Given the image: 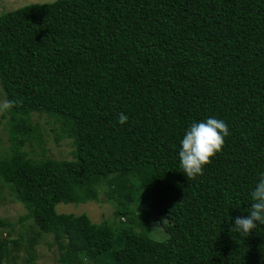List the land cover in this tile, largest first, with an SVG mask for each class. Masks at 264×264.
I'll return each mask as SVG.
<instances>
[{
    "label": "trees",
    "instance_id": "trees-1",
    "mask_svg": "<svg viewBox=\"0 0 264 264\" xmlns=\"http://www.w3.org/2000/svg\"><path fill=\"white\" fill-rule=\"evenodd\" d=\"M0 85V189L25 210L0 264L46 237L58 264H264V225L231 231L264 173V0L28 4L0 16ZM210 117L229 135L188 180L181 140ZM99 202L111 221L56 211Z\"/></svg>",
    "mask_w": 264,
    "mask_h": 264
},
{
    "label": "clouds",
    "instance_id": "clouds-1",
    "mask_svg": "<svg viewBox=\"0 0 264 264\" xmlns=\"http://www.w3.org/2000/svg\"><path fill=\"white\" fill-rule=\"evenodd\" d=\"M16 107V101L0 100V114ZM128 117L119 114V123H127ZM229 135L228 125L221 119L210 117L202 122L193 123L181 140L179 151L180 168L189 179H195L204 174V168L212 163V159L223 151L225 137ZM253 203L250 214L235 218V226L231 231L245 236L257 228V224L264 225V173L251 192ZM21 204V203H20Z\"/></svg>",
    "mask_w": 264,
    "mask_h": 264
},
{
    "label": "rangeland",
    "instance_id": "rangeland-1",
    "mask_svg": "<svg viewBox=\"0 0 264 264\" xmlns=\"http://www.w3.org/2000/svg\"><path fill=\"white\" fill-rule=\"evenodd\" d=\"M56 0H0V16L6 12L13 11L17 8L28 4H43L52 3ZM1 91V85H0ZM0 100H4L2 92H0ZM4 114V113H3ZM3 114H0V150L5 147V141L7 140L6 130L4 129V123L6 118H3ZM46 148L50 150V155H54L60 160L71 159V147L66 141H61L58 145L50 141ZM56 211L59 214H73V215H87L93 223H101L103 221H111L113 219V208L106 202L99 203H87V204H59L56 207ZM25 214L23 205L16 202L6 188L0 189V221L8 223H17L20 216ZM4 227H0L1 235H6ZM17 229L15 228V231ZM51 238H44L36 246V256L33 257V264H58V252L54 246L50 245ZM25 246L23 243L22 248ZM19 257L15 261L10 260L3 264H24L27 258H30L28 254L20 251Z\"/></svg>",
    "mask_w": 264,
    "mask_h": 264
}]
</instances>
